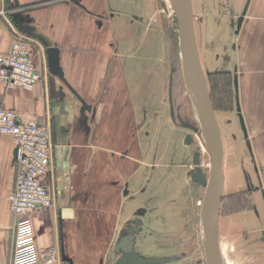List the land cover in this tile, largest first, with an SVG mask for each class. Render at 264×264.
<instances>
[{
    "label": "rangeland",
    "instance_id": "rangeland-1",
    "mask_svg": "<svg viewBox=\"0 0 264 264\" xmlns=\"http://www.w3.org/2000/svg\"><path fill=\"white\" fill-rule=\"evenodd\" d=\"M53 1H36L26 9H41ZM67 1L73 7L71 19L78 20L81 15L87 22L82 24L84 36L81 39L77 33L75 46L59 44L50 52L63 57L68 51L82 48L80 51L91 54L88 79L93 90L83 94L90 101V120H95L100 105V117L105 114V120L113 122L109 128H114L115 138L105 142L111 147L117 172L114 175L120 174L128 193L123 204V223L118 221L115 226L113 218H105L109 213L104 214L103 220H97L94 210L88 215V251L81 254L87 264H114L113 245L119 233L116 229L140 216L143 228L137 235L135 249L141 255L180 257L166 264H204L202 206L207 183L191 180L192 155L199 152L198 166L207 182L210 157L204 135L199 137L182 126L192 125L193 120L173 5L170 0ZM229 4V0H192L194 38L221 138L225 127L223 112L230 105L225 96L229 92L224 94L225 81L229 79L222 77L226 45L222 38L219 44L209 46L215 49L218 60L212 56L208 67L206 27L209 21H225L228 13L224 7ZM75 9L80 15L74 13ZM212 30L215 32L214 27ZM214 65L221 77L208 75ZM104 101L105 106L100 104ZM187 134L192 137L189 145L184 144ZM227 179L219 215L221 257L225 264H264V229L256 215L254 197H246V188L243 192L236 188L230 194Z\"/></svg>",
    "mask_w": 264,
    "mask_h": 264
},
{
    "label": "crops",
    "instance_id": "crops-1",
    "mask_svg": "<svg viewBox=\"0 0 264 264\" xmlns=\"http://www.w3.org/2000/svg\"><path fill=\"white\" fill-rule=\"evenodd\" d=\"M17 1L19 6L13 7V0H0V53L7 52L17 36L26 38L41 79L31 91L7 89L0 81V108L16 111L21 121L44 122L51 137L49 172L42 181L51 192L53 206L29 215L35 245L38 250L56 247L61 264H87L81 253L88 251V215L94 210L97 220H103L109 213L105 218H113L115 226L118 221L123 223V204L128 195L120 174L114 175L115 164L108 147L115 138L113 122L105 120V114L100 117V105L95 120H90V101L83 94L93 90L88 79L91 54L80 51L82 48L68 51L63 57L50 52L59 44L75 46L76 34L82 39V26L87 22L79 11L80 19H71L73 7L67 0H54L36 10L26 8L41 0ZM229 2L224 7L228 13L225 21L215 19L206 27L208 67L212 56L218 60L215 49L209 46L219 44L222 38L226 45L222 77L229 79L224 94L229 92L225 96L230 105L223 112V188L227 187L228 177L230 194L236 188L240 192L246 188V197H254L256 215L264 229V0ZM20 17L34 30L27 32L18 21ZM52 53L59 73L51 68ZM216 70V65L211 66L208 75L221 77ZM13 153L11 137L0 135V264H10L13 251V214L8 202L15 181ZM116 230L118 233L119 228Z\"/></svg>",
    "mask_w": 264,
    "mask_h": 264
},
{
    "label": "built area",
    "instance_id": "built-area-1",
    "mask_svg": "<svg viewBox=\"0 0 264 264\" xmlns=\"http://www.w3.org/2000/svg\"><path fill=\"white\" fill-rule=\"evenodd\" d=\"M41 73L33 64L29 43L17 36L7 52L0 53V81L7 89H34ZM0 135L11 137L15 150V181L8 197L13 214V251L10 264H61L54 246L38 250L30 213L53 206L42 178L49 172L52 141L44 122L21 121L16 111L0 108Z\"/></svg>",
    "mask_w": 264,
    "mask_h": 264
},
{
    "label": "water",
    "instance_id": "water-1",
    "mask_svg": "<svg viewBox=\"0 0 264 264\" xmlns=\"http://www.w3.org/2000/svg\"><path fill=\"white\" fill-rule=\"evenodd\" d=\"M13 2V7L19 6L17 0H13ZM170 2L174 7L178 34L182 45L183 75L198 114L202 126V135L206 138L207 150L210 154L209 181L202 206V219L203 222L207 221L205 264H222L218 241L219 215L224 183L221 132L211 104L209 88L194 38L192 0H170ZM18 21L27 32L34 30L33 27L24 23V17H20ZM49 59L54 73H59L60 70L56 64L55 53H52ZM182 126L187 129L190 128L188 124H183ZM191 141V135L187 134L184 138V144L189 145ZM198 157L199 152H194L192 155L194 171L191 174V180L205 185L207 179L201 174V169L198 166ZM13 158L15 160V150ZM142 228L143 220L140 216L128 219L124 223L113 246L114 264H166L180 258L179 256L150 257L141 255L135 249V244L137 235L142 231Z\"/></svg>",
    "mask_w": 264,
    "mask_h": 264
},
{
    "label": "bare ground",
    "instance_id": "bare-ground-1",
    "mask_svg": "<svg viewBox=\"0 0 264 264\" xmlns=\"http://www.w3.org/2000/svg\"><path fill=\"white\" fill-rule=\"evenodd\" d=\"M180 39V38H179ZM181 60H182V45H181ZM182 72H183V64H182ZM184 76V75H183ZM185 85H186V81H185ZM186 88H187V85H186ZM187 92H188V94H189V96H190V102H189V105H190V107H189V109H190V115H191V118H192V122H193V124L192 125H190V129H192V131L194 132V133H196V135H198L199 137H203V135H202V126H201V123H200V120H199V117H198V114H197V112H196V109H195V107H194V105H193V102H192V97H191V95H190V93H189V91H188V88H187ZM200 131H199V130ZM205 147H206V150H207V141H205ZM207 152H208V150H207ZM208 154H209V152H208ZM209 157H210V154H209ZM210 167H211V162H210ZM209 173H210V169H209ZM202 174V173H201ZM203 175V174H202ZM205 176V175H204ZM208 181H209V178H208ZM207 185H208V182H207ZM206 188H207V186H206ZM207 221H205L204 222V238H205V240H204V252H205V257H206V236H205V233H206V229H207ZM220 250V249H219ZM223 253V252H222ZM220 254H221V251H220ZM222 256V255H221ZM221 260H222V264H225L224 263V261H223V258L221 257ZM227 262V261H226ZM204 264H205V260H204Z\"/></svg>",
    "mask_w": 264,
    "mask_h": 264
}]
</instances>
